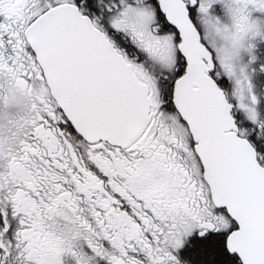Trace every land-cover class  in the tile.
<instances>
[{
	"label": "snow or ice",
	"instance_id": "obj_1",
	"mask_svg": "<svg viewBox=\"0 0 264 264\" xmlns=\"http://www.w3.org/2000/svg\"><path fill=\"white\" fill-rule=\"evenodd\" d=\"M0 264H264V0H0Z\"/></svg>",
	"mask_w": 264,
	"mask_h": 264
}]
</instances>
